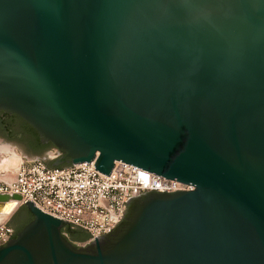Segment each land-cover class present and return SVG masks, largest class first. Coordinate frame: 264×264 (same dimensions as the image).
Here are the masks:
<instances>
[{
  "label": "water",
  "instance_id": "obj_1",
  "mask_svg": "<svg viewBox=\"0 0 264 264\" xmlns=\"http://www.w3.org/2000/svg\"><path fill=\"white\" fill-rule=\"evenodd\" d=\"M0 110L59 150L46 166L194 185L133 197L84 245L27 200L0 264H264V0H0ZM20 200L0 193V221Z\"/></svg>",
  "mask_w": 264,
  "mask_h": 264
},
{
  "label": "built area",
  "instance_id": "obj_2",
  "mask_svg": "<svg viewBox=\"0 0 264 264\" xmlns=\"http://www.w3.org/2000/svg\"><path fill=\"white\" fill-rule=\"evenodd\" d=\"M52 158L60 155L53 147ZM94 161L64 165H44L41 158L18 161L0 168V177L12 174L10 181L0 180V193H16L23 205L31 200L40 209L89 231L84 244L112 231L121 221L128 202L148 191L192 190L194 185L115 161L108 175L94 168ZM13 233L7 218L0 221V246Z\"/></svg>",
  "mask_w": 264,
  "mask_h": 264
},
{
  "label": "trees",
  "instance_id": "obj_3",
  "mask_svg": "<svg viewBox=\"0 0 264 264\" xmlns=\"http://www.w3.org/2000/svg\"><path fill=\"white\" fill-rule=\"evenodd\" d=\"M16 115V114H14ZM17 116V115H16ZM19 121L21 122L22 129H20L21 137L24 138L26 136V141L34 148V150L40 152V151H46L49 149H52L54 146L51 142L47 143H41L39 141V135L37 131L28 124L25 120H23L21 117L17 116ZM53 160L46 161V163L49 166H52ZM68 165L63 164L61 166ZM33 218L31 212L24 206L21 205L11 216L10 220L8 221V224L14 228L15 233L20 230L28 221H30ZM63 232H66L69 239L73 242H85L88 238L87 233L78 228L73 227L71 225H67L63 228Z\"/></svg>",
  "mask_w": 264,
  "mask_h": 264
},
{
  "label": "flooded vegetation",
  "instance_id": "obj_4",
  "mask_svg": "<svg viewBox=\"0 0 264 264\" xmlns=\"http://www.w3.org/2000/svg\"><path fill=\"white\" fill-rule=\"evenodd\" d=\"M0 121L4 124V128L0 127V142L1 143H13L17 145L19 143V139L21 138V134L16 131V123L19 122V119L16 115L13 113H5L0 110ZM45 144V143H44ZM36 151L34 149H30V151H27L26 153H23L21 150V153L29 156H34L35 158H45L49 159L48 152L50 151Z\"/></svg>",
  "mask_w": 264,
  "mask_h": 264
},
{
  "label": "rangeland",
  "instance_id": "obj_5",
  "mask_svg": "<svg viewBox=\"0 0 264 264\" xmlns=\"http://www.w3.org/2000/svg\"><path fill=\"white\" fill-rule=\"evenodd\" d=\"M0 146L2 147V146H4V147H6V148H8L9 149V151L11 150V151H13L18 157H19V160L18 161H20L21 159H22V153H21V150H19V149H16V148H14V147H11V146H8V145H5V144H2V143H0ZM5 152H3L2 150L0 151V168H5V166H6V161H2V160H4V159H2V158H7L8 157V155H9V153L10 152H8V151H6V150H4ZM32 159H34V158H28V159H22L23 161H29V160H32ZM4 162V163H3ZM12 165H14V164H12ZM8 176H11V177H13V175H11V174H9ZM10 177V178H11ZM21 206V205H20ZM19 206V207H20ZM18 207V208H19ZM17 208V209H18ZM16 209V210H17ZM15 210V211H16ZM14 211V212H15ZM14 214V213H13ZM12 214V215H13ZM11 215V216H12ZM11 216H8L7 217V222L10 220V218H11ZM64 234H65V236L69 239V237H68V235H67V233L66 232H63ZM70 240V239H69ZM73 242V241H72ZM75 245H84V243L83 242H73Z\"/></svg>",
  "mask_w": 264,
  "mask_h": 264
},
{
  "label": "bare ground",
  "instance_id": "obj_6",
  "mask_svg": "<svg viewBox=\"0 0 264 264\" xmlns=\"http://www.w3.org/2000/svg\"><path fill=\"white\" fill-rule=\"evenodd\" d=\"M3 151V152H5L4 150H6V151H8V152H10L9 153V155H8V157L5 159V158H2V159H4V160H2V161H6V166L5 167H10V166H14L17 162H18V160H19V157L13 152V151H9V149L8 148H6V147H4V146H0V151ZM4 163V162H3ZM12 164H14V165H12ZM12 175V174H11ZM2 215H0V219L2 218L1 217Z\"/></svg>",
  "mask_w": 264,
  "mask_h": 264
}]
</instances>
